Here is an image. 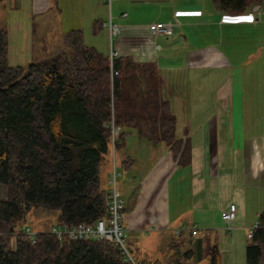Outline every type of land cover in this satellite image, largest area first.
I'll return each instance as SVG.
<instances>
[{
    "label": "trees",
    "instance_id": "16d2710c",
    "mask_svg": "<svg viewBox=\"0 0 264 264\" xmlns=\"http://www.w3.org/2000/svg\"><path fill=\"white\" fill-rule=\"evenodd\" d=\"M213 2L218 12L231 15L249 13L258 4L264 9V0ZM59 45L52 58L12 65L8 31L0 23V264H146L128 241L134 261L114 241L59 240L47 231L33 240L17 233L33 208L55 210L57 224L95 225L109 216L110 190L101 173L112 152V120L119 127L116 152L135 132L165 142L178 163L191 160L190 143L177 135L178 120L155 62L128 56L111 65L109 54L86 44L82 28L65 32ZM132 162L127 158L122 166ZM258 221L246 264H264V209ZM172 240L178 247L173 264L192 256L221 264L219 246L208 235L182 233ZM185 243L190 248L181 252Z\"/></svg>",
    "mask_w": 264,
    "mask_h": 264
},
{
    "label": "crops",
    "instance_id": "0c3cea01",
    "mask_svg": "<svg viewBox=\"0 0 264 264\" xmlns=\"http://www.w3.org/2000/svg\"><path fill=\"white\" fill-rule=\"evenodd\" d=\"M85 2L86 14L90 13L94 21L93 32L99 31V36L108 38L111 48L106 52V49L101 51L96 46H89H93L109 56L111 49L114 48L118 52V57L129 56L137 62H155L162 78V92L164 97L170 101L178 120L177 135L183 140L187 139L190 143L191 160L186 165L178 163L170 146L165 142L154 143L140 137L135 132L127 135L125 145L117 152L112 146L111 156L106 158L101 173L104 184L109 190L114 154L117 159L118 171L119 165L120 169L126 170L124 178L126 175L130 187L141 191L150 189L153 185L156 191L166 187L171 190L170 194L166 195L162 192L155 199V192L151 193L152 200H149V206L152 208L148 209L142 218L138 217L136 224L133 222L131 225L128 224V230L154 232L155 237L151 238L158 241L167 236L168 239L170 235L169 248L174 254L178 247L175 248L171 245V240L180 236L177 235L176 230L182 225L187 227L196 225L197 234L189 232L188 229L182 233L194 237H198L199 234L208 235L219 246L220 252L226 251L227 255L231 254L243 236L239 228H246L248 234V230L253 227L251 225L254 220L264 208L259 205L254 210H249L243 191L245 177H242L243 175L236 165L227 169L215 168L213 172L208 169V157L210 156L211 159L214 156L209 153L212 151V147H208L206 142L208 140L214 142L217 136L216 128L221 136L237 135L234 133L236 120L231 119L229 113L231 110H235L236 96L238 92L243 91V84L242 77L239 81V73H225L223 77H220L214 73H206L208 68L205 65L210 61L212 52L218 55L223 54L224 58L228 57L227 52L223 53L221 47H227V40H235L238 33L244 29L251 31L252 28L261 27L264 31V25H261L264 23L263 7L251 10L256 16L253 21H231L224 18L225 15L231 16V14L218 12L213 0H112L110 5H107L105 0H85ZM110 20L118 23L122 28V32L113 39L108 28ZM158 22L170 25L172 33L167 36L154 34L150 27ZM81 28L83 29L82 26ZM25 36L26 46H28L31 35L26 32ZM56 45L50 48L44 45L45 56L43 57L53 56L54 54L50 53L54 48L56 54ZM28 51L31 50L28 49ZM212 83L216 84L212 87ZM195 93L199 95L211 93L215 103L220 106L218 109L220 118L216 122V128L211 125L212 129H209L207 134L205 130H202L207 123L204 120L195 123L194 117L191 116L190 111L193 112L195 109V99L192 96ZM214 95L216 96L214 97ZM196 102L203 103L202 97L196 99ZM198 106L199 104L196 105V108ZM198 126H201L202 129H198ZM130 139L137 146L139 159L144 160L146 157L147 162H144L143 168H140L142 160L137 162L135 154L129 151ZM121 151L124 152V156L120 155L119 157L118 152L121 153ZM127 158H132L133 162L128 168H125L122 166V162ZM147 165L154 168V171L156 167L160 170L151 175V170L149 171L150 168ZM165 165L167 167L170 165L171 168H163ZM119 172L120 176H123L124 172ZM181 184L182 186L179 187ZM119 191L123 199L126 191L125 182L121 183ZM182 198H185V201ZM231 204H236L237 211L232 220L233 229L228 230L226 227L224 228L223 213ZM126 213L125 205L123 225L129 219ZM250 218L251 222H249ZM141 223L143 228H137L136 225ZM55 224L57 223L53 225ZM24 226L27 225H23L19 229ZM204 227H208V229ZM211 227L217 229L212 228L215 230L211 231ZM201 228L206 231L203 232L200 230ZM33 229L36 231L49 230ZM140 237L144 239L146 235H141L136 240ZM127 241L136 250V253H139L140 257L146 258V264L156 263L148 256L147 250L140 249L138 252L135 248L136 244L130 241V238ZM187 246L186 249L190 248L188 244ZM205 258L209 260L208 256H204L202 261ZM184 260H191V258ZM162 263L163 261L158 262V264Z\"/></svg>",
    "mask_w": 264,
    "mask_h": 264
},
{
    "label": "rangeland",
    "instance_id": "374dc122",
    "mask_svg": "<svg viewBox=\"0 0 264 264\" xmlns=\"http://www.w3.org/2000/svg\"><path fill=\"white\" fill-rule=\"evenodd\" d=\"M105 1L107 5H110L112 0ZM85 4V0H3L0 5V23L8 31L10 64L24 65L31 62L30 60L42 58L45 56L44 45L50 48L57 44L56 48L60 49L59 43L63 34L70 29L81 28V26L83 30L85 29L86 44L96 46L101 51L105 49L106 52L107 50L110 51V40L99 36V31L97 33L93 32L94 21L90 13L86 14ZM258 7L263 6L258 4L253 9ZM261 25H264V23ZM26 32L31 35L28 46H26ZM97 34L98 36H96ZM226 46L221 48L223 53L227 52L228 57L225 56L224 58L223 54L218 55L212 52L211 59L205 66L208 68L206 73H214V75H220V77H223L225 73H239V81L242 77L243 91L237 93L234 103L235 110H231L229 113L231 119L236 120L234 133L237 135L226 137L221 136L219 131H217L216 122L220 118V111L218 110L220 106L215 103L211 93H205L204 95L195 93L192 95L195 99V109L190 112L191 116L194 117L195 123L200 120H204L207 123L203 129L201 126L197 127L205 130L206 134L209 129H212L211 125L216 128L217 136L214 142L209 140L206 142L208 147H212V151L209 153L214 156L211 159L210 156L208 157V169L213 172L215 168L227 169L232 165H236V168L243 175L242 177H245L243 191L248 208L251 211L259 205L264 208V31L261 27L252 28L251 31L244 29L238 33V37L235 40L231 41L228 39ZM26 48L27 51H25ZM28 49L31 51H28ZM53 50L50 53L52 55L55 54V48ZM215 84L212 83L211 86L213 87ZM199 97H202L203 103L201 104L196 102ZM197 104L199 106L196 108ZM250 138L252 140H249ZM132 141L131 139L129 141V151L135 154L137 162L142 160L140 168H143L145 166L144 162H147L145 160L146 157H144V160L139 159L137 146ZM112 145H115L113 137ZM118 155L119 157L120 155L124 156V152H118ZM114 162L117 167L116 155L113 156L112 170ZM147 166L150 168L149 171L151 170V175L156 174V171L160 170L156 167L154 171V168H151L150 165ZM163 168L169 169L171 166L167 167L165 165ZM119 171L124 173L123 176L119 175L118 177V190H121L122 182H125L126 188L123 195L126 214L129 218L124 225L127 228L125 231L126 241L130 238V241L136 244L135 248L138 252L140 249L147 250L148 256L152 261L156 262L150 264H158L159 261H163L162 264H173L172 259H175L178 253L175 252L173 254L169 248L170 235L168 239L167 236L158 241L151 238L155 237L154 232H133L128 230V224L131 225L132 222L136 224L137 218H142L145 216L146 211L152 208L149 206V200H152L151 193L155 192V199L162 192L166 195L167 193L170 194V188L166 187L156 191L152 185L147 190H136V188L130 187V182L128 178L126 179V175L124 178L126 170L120 169V165ZM181 186L182 184L179 187ZM182 199L185 201V198ZM258 219L259 215L251 226H254ZM57 222L58 218L55 210L42 207L33 208L23 220L19 221L17 229L27 225L31 228L47 230L51 229L52 225ZM224 222V228H227V223L226 221ZM249 222H251V218ZM136 227L143 228V225L141 223L136 225ZM131 228L133 227L131 226ZM204 228L208 229V227ZM212 228L217 229L216 227H211V231L215 230ZM200 230L206 231L202 228ZM239 231L243 233L241 242L237 243L231 254L228 253L229 256L226 251L221 252V264H246V247L251 240L247 236L246 228L241 227ZM141 235H146V238L140 237L136 240ZM148 238L151 239L147 240ZM14 242L15 239L13 240V245ZM187 247V243H185L181 244L179 249L183 252ZM135 254L140 258L136 250ZM154 255H156V258H154ZM195 262H197V257L193 256L191 260H184V263L193 264ZM200 264H209L208 258H205Z\"/></svg>",
    "mask_w": 264,
    "mask_h": 264
},
{
    "label": "built area",
    "instance_id": "2783aa9c",
    "mask_svg": "<svg viewBox=\"0 0 264 264\" xmlns=\"http://www.w3.org/2000/svg\"><path fill=\"white\" fill-rule=\"evenodd\" d=\"M225 19L231 21H253L256 16L254 13L250 12L243 15H225ZM108 28L110 30L111 38L113 39L116 35L122 32V28L118 23L113 22L112 20L108 23ZM150 30L156 35H170L172 33V27L163 22H158L151 25ZM118 57V52L112 48L110 52V63L113 64L114 58ZM108 126L112 129L113 142H115V136L119 131V127H116L114 120L111 121V124ZM113 147H115L113 145ZM115 156V154H114ZM111 175V188L109 192V216L104 219H100L95 225L86 224V223H77V224H55L47 232L52 233L57 236L59 240H76V239H99V240H109L116 242L120 249L127 255L126 259L134 261V258L128 248L125 228L123 225L124 218V201L122 199L121 193L117 187V180L120 175V172L117 170V167L114 162V168L110 173ZM237 211L236 204H231L229 208L223 213V219L227 223V229L232 230V220ZM259 221L255 223L253 227L248 230V238L251 240L254 237V230L259 227ZM186 229L193 234L198 233V228L196 225L187 227L182 225L176 230L177 235H180ZM41 231H36L30 226H24L21 229H18L17 233H23L29 235L33 240Z\"/></svg>",
    "mask_w": 264,
    "mask_h": 264
},
{
    "label": "water",
    "instance_id": "95a60500",
    "mask_svg": "<svg viewBox=\"0 0 264 264\" xmlns=\"http://www.w3.org/2000/svg\"><path fill=\"white\" fill-rule=\"evenodd\" d=\"M60 51V49H57V53H56V55L58 54V52ZM53 56H51V58H52Z\"/></svg>",
    "mask_w": 264,
    "mask_h": 264
},
{
    "label": "bare ground",
    "instance_id": "6f19581e",
    "mask_svg": "<svg viewBox=\"0 0 264 264\" xmlns=\"http://www.w3.org/2000/svg\"><path fill=\"white\" fill-rule=\"evenodd\" d=\"M27 51V50H26Z\"/></svg>",
    "mask_w": 264,
    "mask_h": 264
}]
</instances>
